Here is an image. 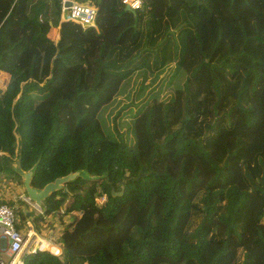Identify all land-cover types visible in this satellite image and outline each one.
<instances>
[{
  "label": "trees",
  "instance_id": "1",
  "mask_svg": "<svg viewBox=\"0 0 264 264\" xmlns=\"http://www.w3.org/2000/svg\"><path fill=\"white\" fill-rule=\"evenodd\" d=\"M75 1L95 10L92 26L62 20V0H0V174L21 184L31 171L37 190L74 172L104 174L78 177L41 205L44 215L98 212L84 230L94 233L61 258L36 251L23 264H234L239 251L240 264H264L262 33L249 44L220 0H140L131 11L124 0ZM255 1L264 30V0ZM73 69L77 100L98 98L103 76L119 86L71 123L65 102L40 108L66 89ZM132 79L131 100L118 106L129 101L120 108L134 112L113 134L104 112ZM14 212L20 226L27 216ZM98 222L113 228L102 242Z\"/></svg>",
  "mask_w": 264,
  "mask_h": 264
},
{
  "label": "rangeland",
  "instance_id": "2",
  "mask_svg": "<svg viewBox=\"0 0 264 264\" xmlns=\"http://www.w3.org/2000/svg\"><path fill=\"white\" fill-rule=\"evenodd\" d=\"M228 3L229 2L227 0H220V6L224 14L232 22L242 23L246 28L248 37L253 38L255 36L259 38L261 37V33H262L261 40H263V43H261L260 46L264 51V30L262 29L260 16L257 13L258 10L254 7L255 4L250 2V0H243L236 2L234 7L233 4L228 5ZM51 38L53 39V41H55L56 31L52 32ZM249 44L259 45V41H257L256 43L253 38V41L249 42ZM80 74L81 73L79 69L71 70L69 82L66 89L62 93L55 95L54 97L46 101L41 106L40 110H44L46 112L51 113L54 107L58 103L65 102L66 104L73 107V112L69 118L70 122L71 123L78 122L79 119L82 120L85 118H89L90 116L95 114L100 109L102 103L105 102L106 100H109L115 94L119 86V81L103 76L100 88L104 87L105 91L103 90V92H101L98 98H93V99L82 98L77 100L72 92V89L76 77H78ZM5 82H6V78H0V87H4ZM145 83L148 84L149 79ZM154 86H155V91L158 92L160 96L166 95V90L164 88L162 87L159 88L156 84ZM136 87H137V81L136 79H132L131 82L129 83V89L126 90L124 93L120 94L115 99L114 103L104 112L103 117H104L105 125L108 127V130L113 134L115 132L114 129H117L120 133L125 132V127L123 126V123L130 121L131 114L134 112V108L131 106L128 107L123 106L122 108H120V106L122 104H128V102L131 100L133 96V91ZM123 99H128V100L130 99V100L125 103H121L118 106L120 101ZM12 167L14 170H16L15 169L16 165H12ZM80 174H81L80 177L85 178L87 180H93L97 178L100 179L101 177L104 176V174L92 175L84 171L80 172ZM0 199L5 203H10L12 205L11 207H13L14 209H18L26 214L27 218H25V221L22 223L20 221V226H19L23 234H25V236L28 237V234L32 232L33 234H35L36 239L40 238L45 242L47 240L48 242L54 244L55 246L59 244L60 246L59 248L62 247V250L60 249V258L62 257L63 249L65 248L67 249V247L77 248L78 245L80 246L83 243L84 239L87 236H90L94 233V231H92L87 235H85L84 230L89 229L90 231L91 230L90 228H92L93 224H96L95 218L97 217L98 212L86 213V214L77 213L76 215L73 216L69 215L63 217L64 209L62 208V210L53 213L51 215H44V213L42 214L41 206H36L34 203L27 201V197L23 189V177L21 179V184H19L14 177L0 174ZM95 202L98 207H102L106 202V198L104 199L101 197L96 198ZM124 210L125 208L122 210L119 216H122L124 214ZM60 217L62 218L59 219ZM73 219L75 220L74 225L69 226L68 224H70V222H72ZM131 220L132 217L129 216L127 218V221L130 222ZM97 224L99 225V227L98 226L96 227L97 229H103V231H106L104 233L105 235H102L99 238V242H102L107 238V234H110L113 228L109 227L108 226L109 224H100L99 222ZM122 229H124V232L127 233L129 232L127 227H123ZM114 232L115 235L119 234L118 230ZM139 232L140 231L137 228L136 229L133 228L130 231V236H132L135 239H139L140 238ZM80 237L81 239H79ZM36 239L34 240V242L36 241ZM42 251L47 252V250L45 249H43ZM241 258H242V253L241 251H239L238 257H236L234 264H240ZM210 259L211 256L209 254L204 256V260L210 261ZM161 262L162 261L155 262L154 264H160ZM169 262L172 263L171 261Z\"/></svg>",
  "mask_w": 264,
  "mask_h": 264
},
{
  "label": "built area",
  "instance_id": "3",
  "mask_svg": "<svg viewBox=\"0 0 264 264\" xmlns=\"http://www.w3.org/2000/svg\"><path fill=\"white\" fill-rule=\"evenodd\" d=\"M123 3L130 10L138 9L140 6V0H124ZM94 18L95 10L88 5L72 3L69 7L62 8L61 19L74 22L81 28L92 26ZM31 233L28 237L23 234L14 208L0 199V264H23L24 258L36 251L45 252L43 249L47 250L46 253L60 257V249L50 242L48 245L51 248H34L32 244L36 236L35 234L31 236Z\"/></svg>",
  "mask_w": 264,
  "mask_h": 264
},
{
  "label": "water",
  "instance_id": "4",
  "mask_svg": "<svg viewBox=\"0 0 264 264\" xmlns=\"http://www.w3.org/2000/svg\"><path fill=\"white\" fill-rule=\"evenodd\" d=\"M199 3V1H198ZM70 2L63 1L62 2V8L65 9L67 6H69ZM125 10L131 11L128 6H125ZM80 172H74L70 173L64 177L57 178L53 182H50L46 184L41 190H37L33 187H31V177L32 172L28 171L22 175L23 177V189L25 192V195L27 197V200L31 203H34L36 206H41L43 201L48 198L52 193L57 192L63 188V186L71 181H74L76 178L80 177ZM125 183V182H122ZM124 192V187L121 186V190L117 193H115L113 190H111V195L113 197L115 196H121Z\"/></svg>",
  "mask_w": 264,
  "mask_h": 264
},
{
  "label": "bare ground",
  "instance_id": "5",
  "mask_svg": "<svg viewBox=\"0 0 264 264\" xmlns=\"http://www.w3.org/2000/svg\"><path fill=\"white\" fill-rule=\"evenodd\" d=\"M31 236H33V233H31ZM41 242V243H40ZM48 241L46 240V242L42 239H37L34 243H33V246L34 248H51L49 245H48Z\"/></svg>",
  "mask_w": 264,
  "mask_h": 264
},
{
  "label": "crops",
  "instance_id": "6",
  "mask_svg": "<svg viewBox=\"0 0 264 264\" xmlns=\"http://www.w3.org/2000/svg\"><path fill=\"white\" fill-rule=\"evenodd\" d=\"M63 1H67V2H70V4H69V6L72 4V3H77L75 0H62V2ZM69 6H67V7H69ZM139 235H140V232H139ZM56 247H60L59 246V244L58 245H56ZM59 249H61L62 250V247L61 248H59ZM155 262H159V261H162V262H168V263H170L169 262V260L168 259H165V258H162V259H156V260H154ZM155 262H153L152 264H154ZM173 264H180V263H175V262H172ZM172 263H170V264H172Z\"/></svg>",
  "mask_w": 264,
  "mask_h": 264
}]
</instances>
